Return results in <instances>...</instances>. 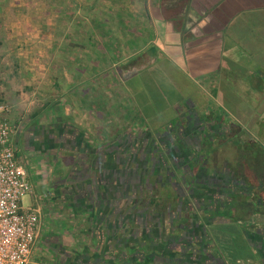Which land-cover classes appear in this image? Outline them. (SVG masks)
<instances>
[{"label":"crops","instance_id":"crops-1","mask_svg":"<svg viewBox=\"0 0 264 264\" xmlns=\"http://www.w3.org/2000/svg\"><path fill=\"white\" fill-rule=\"evenodd\" d=\"M136 1L121 5L119 30L102 19L106 31L90 32L120 39V61L106 53L101 68L92 48L48 51L41 97L21 91L6 113L31 186L22 207L41 211L30 264H117L139 234L144 254L175 258L196 232L214 258L205 264H264V0ZM127 59L136 72L117 82ZM99 73L103 86L119 83L125 114L112 93L97 98ZM162 77L170 107L148 109ZM143 176L156 184L145 194ZM225 241L233 256L220 252Z\"/></svg>","mask_w":264,"mask_h":264},{"label":"rangeland","instance_id":"rangeland-1","mask_svg":"<svg viewBox=\"0 0 264 264\" xmlns=\"http://www.w3.org/2000/svg\"><path fill=\"white\" fill-rule=\"evenodd\" d=\"M136 3H138L136 0H0V104L4 105L7 110H11L10 105L12 101L15 102L19 99L21 91L27 101L32 97H41L42 89L40 84L42 82L41 76L45 61V58L42 59L41 55L49 53L48 51L59 48H92L94 51H97L96 57L99 58V65L101 68H104L105 64L107 65L108 62H110V59L106 56L104 57L106 53L112 56V63L120 61V47L122 46L120 39L95 40L90 36V32L94 30L96 33L102 34L106 31V23L101 21L102 19H108L110 23H112V25H109L111 28L110 31L112 28L119 30V15L120 10H122L121 5L124 6L129 4L134 6ZM76 34H81L82 39L74 40V35ZM101 38H104V36H101ZM147 43L148 42H146V44ZM130 45L128 50L132 49ZM134 61L135 60L127 59L125 62L121 63L116 71L113 72V78H115L117 82L120 81L122 79L121 73L130 70L131 66L136 62ZM50 64H52V67H55L58 61H51ZM45 68L46 66H44V69ZM99 74L97 82L103 83L97 88V98L103 95L105 96L107 92L108 94L112 93L113 100L110 103L111 105L114 103V114L117 117L121 114H125L126 111L123 106L119 105V103L116 105L115 103L121 97L119 83L110 81L114 84V88H117L118 92L115 90L113 91L103 86L108 84L105 83L108 79L103 73ZM111 76L112 75L108 77L110 78ZM164 80L165 79L162 77V79L158 81L159 89H153L151 85H149L150 87L147 89L148 93L146 91L145 97H152L154 100L153 105L148 109L160 110L170 107L169 103H171L173 97L168 90V85L164 83ZM30 83H32V85H30ZM16 91L18 94H15ZM184 92L186 91L184 90ZM54 95L55 93H50L48 98L50 99L54 97ZM53 99L57 100L55 97ZM102 110L103 106H99L98 111ZM166 113L167 114L163 116L165 119L159 124H162L161 127H165V122L168 121H166V119H170L173 116V112L169 111V109L166 110ZM4 116L6 117V114ZM8 121L11 122L10 120ZM124 123L125 122L121 121L118 127L121 126L123 128ZM159 131H161V129H159ZM142 178L146 180L140 181L138 187L140 190L139 192H144L145 194L150 187L156 184L152 181L151 176L146 178L143 176ZM133 246L134 245L130 243V247L133 248ZM163 250L164 249L159 252L150 251L146 253L149 255L144 257L133 255L131 254L133 253L132 251L130 254L128 252L127 257H122L114 262L117 264H135V262H142L145 258H152L154 259L153 264H181L174 259L173 261L172 259L170 260L167 256L169 253ZM219 250L223 254L225 251L228 252V254H234L231 242L225 241L223 244L219 243ZM241 252L240 250V253ZM139 253L144 255L143 249H140Z\"/></svg>","mask_w":264,"mask_h":264},{"label":"built area","instance_id":"built-area-1","mask_svg":"<svg viewBox=\"0 0 264 264\" xmlns=\"http://www.w3.org/2000/svg\"><path fill=\"white\" fill-rule=\"evenodd\" d=\"M7 111L0 104V264H30L41 211L22 207L31 186L15 155L17 126L4 116Z\"/></svg>","mask_w":264,"mask_h":264},{"label":"flooded vegetation","instance_id":"flooded-vegetation-1","mask_svg":"<svg viewBox=\"0 0 264 264\" xmlns=\"http://www.w3.org/2000/svg\"><path fill=\"white\" fill-rule=\"evenodd\" d=\"M129 176L132 175V173H128ZM133 176V175H132ZM140 235H138V238L136 239V241L138 240V242H144L145 244H147L145 241H143L142 237L140 239ZM192 236V235H191ZM204 235L203 234H200L198 232H196L195 234H193V241L191 242V247L188 248L185 252H182V253H178L179 254V257H172L171 255V259H176L177 262H180L181 264L184 262L185 264H196L195 262H198L199 264H204V262L206 260H210L211 258L214 260L213 257H209V255L207 254V251L209 250L207 248V246L204 244ZM186 238V237H185ZM187 238H189V236H187ZM186 238V239H187ZM185 240V239H184ZM198 240L197 242V247L194 246L195 245V242ZM187 242V241H186ZM184 241V244L185 245H188V243H186ZM190 245V244H189ZM145 247H149L148 245L145 246ZM145 247L143 248V250H145ZM175 252H177V249H173ZM162 251V250H161ZM164 252L167 251L166 250H163ZM181 251V250H180ZM146 252V251H144ZM153 252V251H151ZM139 251H134L133 255H142V253H139ZM174 253V252H173ZM130 254V252H129ZM146 255H149V254H144V256Z\"/></svg>","mask_w":264,"mask_h":264},{"label":"trees","instance_id":"trees-1","mask_svg":"<svg viewBox=\"0 0 264 264\" xmlns=\"http://www.w3.org/2000/svg\"><path fill=\"white\" fill-rule=\"evenodd\" d=\"M140 245H137V243H135V245H137L136 247H134L133 246V248H131L130 246H128V248H124V250L126 249V251L127 252H134V251H139L140 249H143V247L144 246H147L145 243H143V242H140L139 243ZM141 247V248H140ZM177 248H179V246H177ZM145 250H143V252H144ZM227 253V256H233V253L232 254H228V252H226ZM168 256V258H170L171 259V256H170V254L169 255H167ZM154 259H152V258H147V259H143L142 260V262H135V264H153V261ZM180 263V262H179ZM104 264H106V263H104ZM183 264V263H182ZM185 264V263H184ZM205 264V263H204Z\"/></svg>","mask_w":264,"mask_h":264},{"label":"water","instance_id":"water-1","mask_svg":"<svg viewBox=\"0 0 264 264\" xmlns=\"http://www.w3.org/2000/svg\"><path fill=\"white\" fill-rule=\"evenodd\" d=\"M133 72H136V70L131 71V69H130V70H127L126 72H122L121 75L123 77H127L128 75L132 74Z\"/></svg>","mask_w":264,"mask_h":264}]
</instances>
